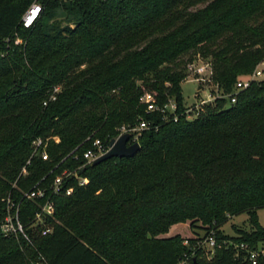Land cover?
I'll return each mask as SVG.
<instances>
[{
    "label": "trees",
    "instance_id": "1",
    "mask_svg": "<svg viewBox=\"0 0 264 264\" xmlns=\"http://www.w3.org/2000/svg\"><path fill=\"white\" fill-rule=\"evenodd\" d=\"M33 1L42 12L25 27ZM59 10L65 23H48ZM200 57L227 95L190 118L181 83ZM262 61L264 0H0V210L2 198L19 202L42 178L48 187L76 169L94 140L107 147L122 127L150 124L132 157L86 165L78 175L87 185L72 179L70 196L52 198L48 234L28 231L30 243L0 237V264H251L249 252L264 243V80L232 85ZM145 92L160 107L174 103L176 121L148 112ZM53 137L49 161L31 157L33 140ZM73 151L79 161L71 155L54 169ZM38 210L20 202L26 229ZM241 214L249 230L232 225L225 235ZM186 222L203 236L161 237Z\"/></svg>",
    "mask_w": 264,
    "mask_h": 264
},
{
    "label": "built area",
    "instance_id": "2",
    "mask_svg": "<svg viewBox=\"0 0 264 264\" xmlns=\"http://www.w3.org/2000/svg\"><path fill=\"white\" fill-rule=\"evenodd\" d=\"M59 2H70L74 0H56ZM42 12V5L37 2L33 1L25 10L21 17L22 24L25 27L32 26L35 21L40 17ZM260 70H255L254 74L252 76H247L245 78L239 79L235 83V90H241L244 89L249 85V83L256 79V76L260 75ZM187 77H191L194 81L199 82L202 84L205 81H212L211 79V66L208 61L203 62L200 65H195L194 62L189 63L187 66ZM186 77V78H187ZM59 89L58 86L53 88L52 94L49 96V101L51 99H54V93L57 92ZM234 91V92H236ZM211 93L208 94V99L201 98L199 101V107L202 105H205L207 103L213 102L211 99ZM214 99L226 95H222L221 93H218L216 95H213ZM231 103L235 102L234 94H231ZM141 101L147 105V111L148 112H156L159 111L162 115H164L163 120H166L168 118L167 113L171 114L173 116V120L176 121V116L174 115L176 106L174 103H168L167 105H164L163 107H160L156 104L155 98L151 93L145 92L142 97ZM47 102H44V105H46ZM198 109L194 112L192 110H189V108L186 109V114H188V117H191L192 114H196ZM192 113V114H191ZM150 128V124L145 121H140L138 126L134 128H125L122 127L119 130L118 136L129 133L131 134V139L129 140L128 144H131L133 142H137V136L140 131L147 130ZM117 136V137H118ZM115 137V138H117ZM49 139L54 140L56 143L59 142V139L57 137L48 138V139H35L32 141L31 146L33 149L32 155H38L40 156L42 161H49V155L46 151L47 144ZM109 150V144L107 147L100 141L99 139H96L92 143V148L86 150L82 154V160L83 162L74 170L64 169L58 176H56L52 182L47 186H42L41 182L44 180L42 178L39 182H37L32 188H30L27 191H23L22 195L20 197V201L17 202L14 198H12L11 195H8L1 199V203L3 204V208L0 210V237L2 238H8L11 236H21L26 242L30 243V238L28 235V231H32L33 229H40L41 235L48 234L51 229L45 224V217H53L54 214V202L52 200L53 197H62V196H70L73 192L72 187H66V184L70 180L76 181L78 186H85L88 184V179L85 177H81L78 175V171L84 168L86 165L92 164V162L97 159L98 157L102 156ZM72 156L73 160L79 161L80 157L79 155H75L74 151L71 152L69 155H67L65 158H63L58 165L54 167L57 168L65 159H67L69 156ZM30 163V160L27 161L26 165ZM27 174L26 166L22 168L21 174L22 176H25ZM22 200H28L32 201L37 204L39 210L34 214V216L31 218V221L29 223V228L23 225L20 221V202ZM42 202V203H41ZM206 245L210 252L214 251V244L215 241L212 236H209L204 242H202V245ZM241 248H246L245 246L241 245ZM262 251H251L249 252L248 259L251 262V264L256 263V259L259 256V254H262ZM40 264V263H37ZM42 264H46L45 262ZM184 264V263H182Z\"/></svg>",
    "mask_w": 264,
    "mask_h": 264
},
{
    "label": "rangeland",
    "instance_id": "3",
    "mask_svg": "<svg viewBox=\"0 0 264 264\" xmlns=\"http://www.w3.org/2000/svg\"><path fill=\"white\" fill-rule=\"evenodd\" d=\"M65 14L61 12L60 10L56 12L55 16L52 18V20H48V23H51L53 20H58L62 24H64L65 20ZM207 59L204 58H198L196 61H194L195 65H200L203 62H206ZM255 70H260L261 74L256 76V79L264 80V61L260 62L255 69L253 70L252 73L248 75H242L237 78V80L245 78L247 76H252L255 72ZM199 86V88H198ZM181 88H182V95H183V104L186 108H189V110H192V112L196 111L199 106V101L201 98L208 99V94L211 93V99L214 101V96L218 93H220V90L218 88V85L213 82V81H205L202 84L199 82L194 81L191 77H187L182 83H181ZM232 89L235 90L234 84L232 85ZM227 95V94H226ZM194 110V111H193ZM195 117V114L190 117L193 118ZM258 215V220L259 224L264 227V208L259 209L257 212ZM235 225L238 228H242L245 230H249V225H248V217L246 214H241L238 216H235L231 218L225 225L222 227V232L225 235L232 236L234 235L233 230L231 229V226ZM203 231H201L200 227L195 228V230H191L190 228V223H181V224H176L172 226L169 230V232L165 235H162L161 237L163 238H168L172 237L175 235H180L182 238H196V237H201L203 236ZM204 248L206 247L207 249V254H205L204 258L209 261L211 260L213 256V252H210L208 247L206 245H202ZM257 252L262 251L264 253V243H260L257 246ZM262 253V254H263Z\"/></svg>",
    "mask_w": 264,
    "mask_h": 264
},
{
    "label": "water",
    "instance_id": "4",
    "mask_svg": "<svg viewBox=\"0 0 264 264\" xmlns=\"http://www.w3.org/2000/svg\"><path fill=\"white\" fill-rule=\"evenodd\" d=\"M130 139H131V134L129 133H125L118 136L117 138H113L109 142V150L102 156L95 159L91 165L92 166L98 165L101 162L113 157H117V158L132 157L139 150L140 147L137 142L128 144Z\"/></svg>",
    "mask_w": 264,
    "mask_h": 264
},
{
    "label": "crops",
    "instance_id": "5",
    "mask_svg": "<svg viewBox=\"0 0 264 264\" xmlns=\"http://www.w3.org/2000/svg\"><path fill=\"white\" fill-rule=\"evenodd\" d=\"M198 88H199V86H198Z\"/></svg>",
    "mask_w": 264,
    "mask_h": 264
}]
</instances>
